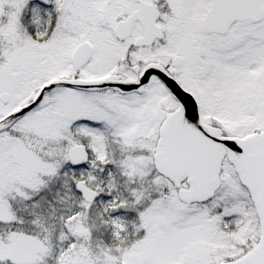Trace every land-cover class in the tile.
I'll use <instances>...</instances> for the list:
<instances>
[{
    "label": "snow or ice",
    "instance_id": "snow-or-ice-1",
    "mask_svg": "<svg viewBox=\"0 0 264 264\" xmlns=\"http://www.w3.org/2000/svg\"><path fill=\"white\" fill-rule=\"evenodd\" d=\"M0 264H264V0H0Z\"/></svg>",
    "mask_w": 264,
    "mask_h": 264
}]
</instances>
